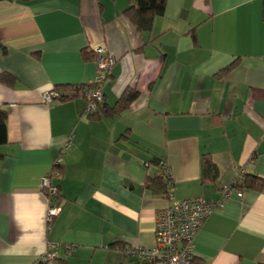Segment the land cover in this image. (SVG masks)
<instances>
[{
	"label": "crops",
	"instance_id": "crops-1",
	"mask_svg": "<svg viewBox=\"0 0 264 264\" xmlns=\"http://www.w3.org/2000/svg\"><path fill=\"white\" fill-rule=\"evenodd\" d=\"M128 5L0 1V74L14 78L0 82V264H41L49 249V264H144L123 249L155 245L167 198L145 182L164 164L173 200L216 205L240 169L264 179V0H166L143 33ZM98 46L115 62L88 114L74 88L95 79ZM54 87L64 99L44 103ZM126 89L137 97L117 109ZM203 154L215 183L201 182ZM50 173L61 211L48 223L40 182ZM235 190L197 231L194 264H264V189Z\"/></svg>",
	"mask_w": 264,
	"mask_h": 264
},
{
	"label": "built area",
	"instance_id": "built-area-1",
	"mask_svg": "<svg viewBox=\"0 0 264 264\" xmlns=\"http://www.w3.org/2000/svg\"><path fill=\"white\" fill-rule=\"evenodd\" d=\"M96 53V77L87 86L75 87L86 98V113L93 114L103 99L100 84L106 77L110 67L114 64L115 58L108 54L104 46L94 49ZM59 94L56 91L48 90L42 93V101L49 104L58 100ZM70 141L66 143L69 146ZM57 164V161H56ZM56 173L45 175L41 179L42 191L49 200L46 221L52 219L61 211V204L53 200L58 188L52 183V177ZM163 178L167 181V200L163 206L158 207L154 212L155 245L151 247H125L126 256H135L144 264H192L193 239L202 226L206 217L215 206L223 204L231 194L236 191L230 184L221 188L220 200L216 205L208 203L203 196H193L181 200H173L171 197L172 177L169 167L163 165ZM243 169L238 170L236 181H243ZM238 195L242 191H237ZM56 252L49 249L40 258L41 264H49L54 260Z\"/></svg>",
	"mask_w": 264,
	"mask_h": 264
},
{
	"label": "trees",
	"instance_id": "trees-1",
	"mask_svg": "<svg viewBox=\"0 0 264 264\" xmlns=\"http://www.w3.org/2000/svg\"><path fill=\"white\" fill-rule=\"evenodd\" d=\"M3 1V0H0ZM6 1H14L19 3H28L33 0H6ZM166 7V0H129V5L124 9V15L133 25V27L140 33L149 32L152 28V24L154 18L157 16H162L164 14ZM262 18H264V12H262ZM84 55H87V52L84 51ZM227 68V67H226ZM14 78L12 75L7 73L0 74V82L5 84L12 83ZM79 88L80 86H76ZM82 87V86H81ZM53 91H56L59 94L58 100H63V95L59 92V87H54ZM137 97V92L134 89H126L121 97L118 99L116 103L117 109H125L128 105ZM100 104V103H99ZM99 106V105H98ZM7 111L0 107V146L6 144L7 142ZM1 155V154H0ZM61 165L57 163L54 166L57 172H60ZM163 170V169H162ZM200 172H201V182H212L215 183L218 176L219 171L216 164L212 161L208 154H203L200 159ZM231 186L235 188H250L255 190L264 189V179H260L254 175H248L243 177V181L237 182L236 179L232 183ZM145 186L151 190V192L160 197H166L167 192V181L161 177L160 175L154 176L152 178H148L145 182ZM57 194L53 197V200L58 202L59 196ZM60 204V203H59ZM61 262V261H60ZM60 264H65L60 263ZM192 264L194 262L192 261Z\"/></svg>",
	"mask_w": 264,
	"mask_h": 264
}]
</instances>
